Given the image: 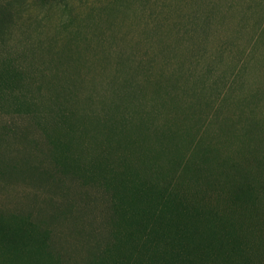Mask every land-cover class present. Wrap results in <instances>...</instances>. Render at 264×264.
<instances>
[{
  "label": "rangeland",
  "instance_id": "1",
  "mask_svg": "<svg viewBox=\"0 0 264 264\" xmlns=\"http://www.w3.org/2000/svg\"><path fill=\"white\" fill-rule=\"evenodd\" d=\"M0 264H264V0H0Z\"/></svg>",
  "mask_w": 264,
  "mask_h": 264
}]
</instances>
